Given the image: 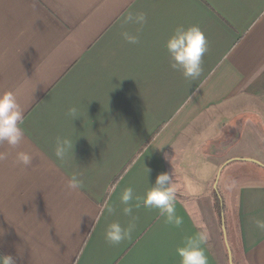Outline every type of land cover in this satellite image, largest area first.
<instances>
[{"label":"crops","instance_id":"0c3cea01","mask_svg":"<svg viewBox=\"0 0 264 264\" xmlns=\"http://www.w3.org/2000/svg\"><path fill=\"white\" fill-rule=\"evenodd\" d=\"M130 11L146 14L142 30L124 22ZM180 25H198L208 41L196 80L172 70L163 47ZM125 31L140 42L128 44ZM5 92L16 96L24 137L16 148L0 144L8 154L0 161V255L16 264H179L176 249L203 232L208 264H230L208 183L218 124L237 126L241 138L221 168L256 159L264 170V0H0ZM63 137L73 154L59 160ZM18 152L33 157L29 167ZM164 172L182 223H166L141 201L131 236L109 245L107 225L131 219L121 211L123 190L143 197ZM73 175L79 190L68 188ZM221 188L237 229L234 264L238 253L242 264H264V230L255 224L264 220V181L225 175Z\"/></svg>","mask_w":264,"mask_h":264},{"label":"clouds","instance_id":"9594fccd","mask_svg":"<svg viewBox=\"0 0 264 264\" xmlns=\"http://www.w3.org/2000/svg\"><path fill=\"white\" fill-rule=\"evenodd\" d=\"M124 22L135 24L142 30L147 17L143 11H130L124 18ZM121 36L130 45H137L140 42L138 34L134 35L125 31L121 33ZM163 47L170 59L169 66L172 70L179 71L187 80H196L200 77L203 71L202 57L208 51V41L198 25L177 26ZM77 113V107H71L68 110V115L72 117V120L78 117ZM22 121L23 113L14 93L5 92L0 95V144L16 148L21 143L24 137V129L20 126ZM73 144L71 138H57L55 157L64 160L69 152L73 154ZM7 155L6 152H0V161L6 160ZM164 158H169L167 153ZM32 160L33 157L27 152L17 153V162L24 167H29ZM82 186V180L76 175L69 178V189L79 190ZM175 192L176 186L173 183L172 173L168 172L158 174L154 184L149 187L143 197L135 196L132 187L125 188L120 196V204L123 205L121 211L124 216L131 219L126 226H122L119 222L108 224L104 232L105 241L111 246H116L131 236L136 220V217L132 215L133 210L140 207L141 201L145 208L159 210L166 223L179 226L182 220L176 215ZM105 211L112 215L114 208L106 205ZM255 224L257 228L264 230V220H257ZM206 239L203 232L186 238L183 246L176 249L179 264H208V257L203 247ZM0 264H16V262L10 255H0Z\"/></svg>","mask_w":264,"mask_h":264},{"label":"rangeland","instance_id":"374dc122","mask_svg":"<svg viewBox=\"0 0 264 264\" xmlns=\"http://www.w3.org/2000/svg\"><path fill=\"white\" fill-rule=\"evenodd\" d=\"M237 126L234 128L233 131H229L228 128H225L224 125L220 126L218 124V131H217V137H216V157H217V172L216 175L213 177V179L208 183L209 189L212 191L215 190L218 192V194L221 197V192H222V183L223 180L225 179V175L228 176H237V175H245V176H250L258 179L259 181H264V170L258 168L257 166H253L252 164L254 163H243V164H238L237 166H234L235 168H231L232 171L229 170V172L226 170L228 166L222 168L220 170L221 166L224 165L232 156L236 155L238 153V145L240 143V136L237 135V131L235 129ZM256 138V137H254ZM260 139L264 138L262 136H259ZM213 144V143H211ZM248 161V160H247ZM249 161H256L255 160H249ZM230 166V164H229ZM230 169V168H228ZM227 171V172H226ZM217 180L216 186L215 181ZM213 198V197H212ZM222 198V197H221ZM223 200V199H222ZM224 206V205H223ZM214 208V204H213ZM217 209V208H216ZM215 211V209H214ZM216 213V219H217V229L219 231V237L221 241H226V245L228 249L230 250L231 253V258L232 262L234 264V254L232 251V247L230 245V241L235 244L237 243V229L234 223V220L232 218V215L229 214L227 217L225 216V212L223 210L222 214L218 213L217 210L215 211ZM222 225H224V233H223V228ZM227 249V250H228ZM235 251V250H234ZM228 253V252H227ZM237 264H242L240 260V253L236 254L235 257Z\"/></svg>","mask_w":264,"mask_h":264},{"label":"trees","instance_id":"16d2710c","mask_svg":"<svg viewBox=\"0 0 264 264\" xmlns=\"http://www.w3.org/2000/svg\"><path fill=\"white\" fill-rule=\"evenodd\" d=\"M211 194H212V197H213V203H214V209H215V211L217 210L218 213L222 214V212L224 210L222 198L220 197V195L218 194V192L215 191V190H213L211 192Z\"/></svg>","mask_w":264,"mask_h":264},{"label":"water","instance_id":"95a60500","mask_svg":"<svg viewBox=\"0 0 264 264\" xmlns=\"http://www.w3.org/2000/svg\"><path fill=\"white\" fill-rule=\"evenodd\" d=\"M246 162H252V163H256V162H254V161H246ZM227 163H229V162H227ZM222 169V168H221ZM220 169V170H221ZM216 183H217V180L215 181V185L214 186H216ZM224 225H222V228H223V233H224V227H223ZM224 237H225V233H224ZM228 259H229V263L230 264H233V262H232V258H231V253H230V250L228 249Z\"/></svg>","mask_w":264,"mask_h":264}]
</instances>
